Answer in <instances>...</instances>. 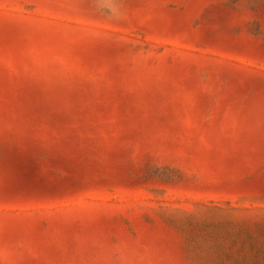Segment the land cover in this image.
Masks as SVG:
<instances>
[{
	"label": "rangeland",
	"instance_id": "1",
	"mask_svg": "<svg viewBox=\"0 0 264 264\" xmlns=\"http://www.w3.org/2000/svg\"><path fill=\"white\" fill-rule=\"evenodd\" d=\"M0 264H264V0H0Z\"/></svg>",
	"mask_w": 264,
	"mask_h": 264
}]
</instances>
